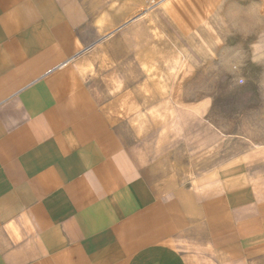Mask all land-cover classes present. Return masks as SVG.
Returning a JSON list of instances; mask_svg holds the SVG:
<instances>
[{"label":"crops","instance_id":"obj_1","mask_svg":"<svg viewBox=\"0 0 264 264\" xmlns=\"http://www.w3.org/2000/svg\"><path fill=\"white\" fill-rule=\"evenodd\" d=\"M236 55L264 66V0H0V264L261 263L264 141L227 109L262 135L264 93L210 90Z\"/></svg>","mask_w":264,"mask_h":264},{"label":"rangeland","instance_id":"obj_2","mask_svg":"<svg viewBox=\"0 0 264 264\" xmlns=\"http://www.w3.org/2000/svg\"><path fill=\"white\" fill-rule=\"evenodd\" d=\"M226 62L231 64V69L228 67L229 64H226ZM263 63H264V59H263ZM225 64H226L227 68L223 67V64H221V66H222L221 68H219L215 71H210V78L215 77V78H225V80L230 79V81L232 82V85H230V86H227L226 84L224 85V82H221L219 85H210V90H214L216 95L222 96V95H228L229 93H231V95L249 96V95H254L257 93H264V85H259V84L255 85V83L264 82V66L256 67V66L251 64V61L248 58L246 68H245V66L243 65L244 64L243 60L241 59V61H240L238 55L234 56V59H232L231 62H230V59L226 60ZM239 65H240V68H238ZM235 78L236 79L239 78V80H240V78L245 79L244 80L245 83L243 84L242 81H240V83L238 85H235V84H233L234 83L233 81ZM255 79H257L256 82L253 81ZM246 81H248V82H246ZM242 86H246L247 88H241ZM216 104H217V108L219 110H223L226 107L228 108V106H226V104H228V103H224L222 101L221 97H220V100ZM230 104H231V107H229L227 110H230L232 112H234L236 110L237 105L238 106L243 105L244 107L242 106L241 108H243L244 110H248L247 116L241 117V122L243 123V126L245 127V129H247L248 132L252 131L254 129V125L256 124V122H259V119L254 117L255 116L254 115L255 109H254L253 105L255 104V102L239 101V102H231ZM224 105L226 107H224ZM244 116H245V114H244ZM233 118H234V116H232L231 118H226L225 120H227V121L229 120L232 122L234 120L236 121V119H233ZM212 120H214L216 122V123H214L215 126H222V122H223L224 118H222L220 116V117H218L216 119H212ZM262 122L264 124V117L262 119ZM248 132L244 136L248 139L247 144H248L249 149L254 148L253 141L255 142V140H258L260 138H262L264 141V133L262 135H259V134H252V133H248ZM259 264H264V260H262V262Z\"/></svg>","mask_w":264,"mask_h":264}]
</instances>
